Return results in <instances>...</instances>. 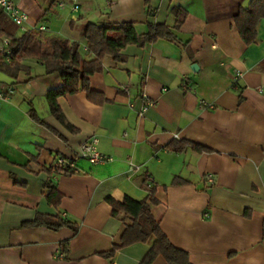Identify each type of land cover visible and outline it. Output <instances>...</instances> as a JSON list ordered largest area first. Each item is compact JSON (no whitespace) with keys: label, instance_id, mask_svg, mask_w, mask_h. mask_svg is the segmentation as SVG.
I'll list each match as a JSON object with an SVG mask.
<instances>
[{"label":"crops","instance_id":"crops-1","mask_svg":"<svg viewBox=\"0 0 264 264\" xmlns=\"http://www.w3.org/2000/svg\"><path fill=\"white\" fill-rule=\"evenodd\" d=\"M12 1L27 14V30L42 25L45 35L78 43L85 58L93 55L88 22H129L141 35L154 24L174 26L180 10L184 18L178 41L157 38L127 44L120 59L105 55L88 77L90 93L57 97L59 116L47 98L62 83L58 73L35 59H0V88H7L0 264L141 263L149 243L116 249L111 258L101 252L120 244L124 229L109 199H142L145 183L157 199L152 215L191 264H264V18L250 43L234 20L251 0H151L153 14L145 0H59L53 13L43 11L47 0ZM145 100L154 103L143 109ZM92 137L109 161L81 156L80 144ZM182 139L206 150L169 148ZM60 158L73 167L60 169ZM50 186L60 194L57 205ZM57 213L76 229L29 224ZM150 264L167 263L157 255Z\"/></svg>","mask_w":264,"mask_h":264},{"label":"trees","instance_id":"trees-1","mask_svg":"<svg viewBox=\"0 0 264 264\" xmlns=\"http://www.w3.org/2000/svg\"><path fill=\"white\" fill-rule=\"evenodd\" d=\"M151 0H145L149 14L154 9ZM59 0H47L43 7L44 13H53ZM184 11H178L174 26L167 24L151 25L147 33L138 35L131 23L107 24L88 22L84 29V38L87 49L93 54L90 58L81 55L79 44L70 42L68 39L58 35H45L38 28L29 29L17 33V25L14 24L0 9V40L9 38L11 49L10 60L14 62L29 58L40 61L45 66L46 73H58L62 83L47 92L51 108L58 114L57 97L84 90L90 93L88 85L89 75L102 69V60L105 55L114 59H120L119 51L127 44L142 45L152 42L157 38H166L178 41L176 28L183 21ZM264 18V0H251L245 8H240L234 16L236 28L241 38L250 43L254 40V27L256 23ZM190 144L196 151L206 150L198 144L182 141H173L168 146L173 150H181ZM59 167V166H58ZM57 169V168H56ZM63 170V169H62ZM178 181L175 180V183ZM148 193L142 199H135L125 195L119 202L109 199L112 213L119 215L124 224L121 242L106 251L101 252L104 257L111 258L116 249L122 248L135 242L149 243L150 247L143 260L139 264H150L157 255H161L167 264H191L188 252L176 247L168 239L160 228L159 222L152 215L151 209L157 203L154 196V188L145 183ZM48 199L57 205L60 194L53 186L49 187ZM30 225H43L47 228L57 230L61 227L76 229L75 222L66 219L59 213L55 215L39 214Z\"/></svg>","mask_w":264,"mask_h":264},{"label":"built area","instance_id":"built-area-1","mask_svg":"<svg viewBox=\"0 0 264 264\" xmlns=\"http://www.w3.org/2000/svg\"><path fill=\"white\" fill-rule=\"evenodd\" d=\"M74 9L77 8V5L75 4ZM0 9L8 16V18L16 24L19 28H21L23 31H26L27 29L25 28V23L27 21V14L20 9V7L14 3L12 0H0ZM39 30H44V26H39ZM9 38L3 37L0 40V59H4L5 61H10V53L11 49L9 47ZM7 88H0V101L4 100L7 98ZM152 100H145L143 109L146 107L153 105ZM200 105L203 107H213V104L207 103L204 100H201ZM98 139L96 137H92L90 140L87 142H82L80 144V154L81 156L85 157L90 163H104L107 162L111 159L110 156H106L102 153H100L97 148ZM58 165L60 169L62 168L63 170H69L71 167H73V162L66 161L65 159H59ZM130 169L135 168L133 164L129 165ZM205 177L208 181H211L213 179L212 175L210 173L205 174Z\"/></svg>","mask_w":264,"mask_h":264},{"label":"water","instance_id":"water-1","mask_svg":"<svg viewBox=\"0 0 264 264\" xmlns=\"http://www.w3.org/2000/svg\"><path fill=\"white\" fill-rule=\"evenodd\" d=\"M191 69L196 71V69H197V65H196L195 63H193V64L191 65Z\"/></svg>","mask_w":264,"mask_h":264}]
</instances>
